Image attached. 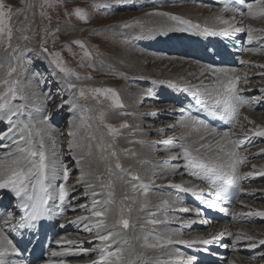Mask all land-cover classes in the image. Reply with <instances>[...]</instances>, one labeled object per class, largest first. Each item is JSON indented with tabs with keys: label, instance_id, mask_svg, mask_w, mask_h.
<instances>
[{
	"label": "snow or ice",
	"instance_id": "obj_1",
	"mask_svg": "<svg viewBox=\"0 0 264 264\" xmlns=\"http://www.w3.org/2000/svg\"><path fill=\"white\" fill-rule=\"evenodd\" d=\"M65 7L69 19L75 18L87 23L92 19L90 15L92 10L100 11L112 8L119 10L121 6L106 2L102 9L99 4L94 2L86 7L75 5L73 8L67 9L65 0ZM22 11L23 9L14 8L9 0H0V43L5 44V55L9 58L5 77L0 81L2 84L0 87V151L4 153L3 156H0V190H7L10 197L17 201L14 207L0 206V264H32L31 261L23 259V253L27 249L15 242L13 234H17L23 241L24 231L22 230L36 229L38 232L42 227L43 220L49 218L52 208L57 206L55 204L57 199L59 200L58 207L62 209L71 205L72 211L90 213L85 216H77L74 221L69 223L76 224L92 239L77 242L61 237L56 240V244L66 246L67 251H52L50 256L43 260V264H54L53 258L56 257L92 255L93 253H96L98 258L91 260L90 264H165L161 253L173 245L192 248L198 244L209 245L225 234L232 237L233 232L228 230L217 233L210 239L204 237L183 239L181 231H169L164 234L159 232L158 227L165 226L169 219L179 221L181 227H191L197 222L208 225L211 221L185 220L179 216H171L169 208H175L177 204L183 203L178 194L163 198L159 205H152L148 200L138 202L139 196L147 197L153 190L152 185L155 184L156 179L165 178V172L162 171L159 174L153 172V179L145 181L139 174L133 173L131 167H124L120 160L122 154L139 161L133 148H126L123 153L117 150V138L121 134L120 130L130 127L127 122L121 123L119 129L112 124H104L107 129L106 134L111 138V142L105 140L102 135L96 143V151L100 154L97 157L98 161L105 164L104 171L107 174V179H104L101 174L96 175L92 180H86L84 179L85 173H83L84 161L86 156L93 155L91 141L96 137H89L86 153L74 155L75 121L71 117L68 119L67 155L75 160L77 167L81 169V176L76 178V183H68L72 175L70 166H63L62 171L57 170L56 165L49 160L50 151L46 141L50 140L53 144L56 143L54 133L57 130L54 121L64 113L66 107L68 112L72 113L75 103L74 100L66 99L62 95L65 90L63 87L53 93L52 87L49 85L55 86L57 83L64 85L66 83L67 89L72 93H75L77 86L67 82V78L73 74L65 66V62L59 58V53L49 52L46 47L47 41L42 40L38 55L47 61L52 80L44 77L40 71L35 73L34 83L40 89L45 102L41 108L36 109L35 113L30 111L25 102L27 96L19 88L20 78L17 73L18 69L26 73L29 72L34 61L26 59L24 55L25 52L31 50L21 49L19 44L14 46L12 43L15 31L24 33L30 30L29 28L14 30L11 26L13 16L20 15ZM221 13L234 15L230 19L224 18L223 15H217L215 19L218 27L206 25L201 28L199 24H193L180 15L164 11L147 12L144 14L145 16L164 17L174 23L161 27H149L141 23L139 18L136 19L135 25L125 22L123 27L125 29L133 28L134 31L131 34H121L124 37L123 43L127 45L135 41L151 40L153 37L158 38L162 35L167 36L170 32L183 33L193 30L198 35L229 37L245 31V27L240 26L243 25V19L236 21L237 15L253 20L264 19V0H233V3L224 0ZM41 15H45V13L42 12ZM58 31L59 29H57ZM21 39L28 41L30 37L22 35ZM254 41L260 43V47H248L244 50L258 53L264 49V43L258 41L257 30L248 26L247 43L252 45ZM72 43L81 49H86L85 44L80 40H74ZM83 55L89 57L91 54L85 50ZM239 63L247 65L250 62L241 59ZM257 67L264 69V64L257 65ZM119 75L123 77L125 74L119 73ZM201 75L205 79L201 80L198 85L181 83L173 79L152 81V84L166 85L175 92L187 94L185 100L188 105V107L183 105L179 107L178 118L174 124L168 126L170 129L179 127L185 131L179 137H169L167 140L153 142V144L163 143L178 148L176 152L169 149V159L178 162L170 170L174 176L186 175L203 182L209 188V197L201 199L202 204L210 209H219L225 215H230L233 221L239 219L242 223L252 222L249 218H259L264 221V210L237 213L220 207V201L224 197H227L231 202L237 193L254 196L257 190L246 191L241 186V181L256 176L264 177V167L257 171L256 165H253L252 169L247 172L239 171L240 166L249 159V156H245L243 153L248 150L247 145L251 137H264V126L254 125L253 128H248L239 136L233 131L237 125L241 129L244 127L239 122L240 109L252 106L250 100L241 95L243 89L239 86L242 79L244 83H248L251 78L246 75L242 78L235 68L224 67H206ZM259 75L264 77V72ZM79 78V76L76 77V79ZM42 84L47 87V91L41 88ZM93 91L97 95L104 94L109 98L113 109L124 108L116 89L111 87L96 88ZM249 91L252 90L249 89ZM259 91L264 93V88H260ZM144 95L151 97L152 92L147 91ZM57 96L60 97L58 104ZM79 96H85L83 89L79 91ZM260 99H264V96L252 98L253 101ZM52 105H55L54 109H52ZM170 107L173 108V114L176 115L175 106L170 105ZM193 109L197 114H192ZM200 112L205 113V116L200 117L198 115ZM119 115L127 116L133 115V113L120 111ZM99 118L103 123L105 120L103 111L100 112ZM208 118H219L221 121H226L231 127L228 130H219L212 126ZM243 120L254 124L247 116H244ZM158 131L163 132L165 129ZM205 133L211 135L213 139L209 140ZM127 142L129 144L147 143L144 140L131 139ZM58 154L59 152H57ZM253 155L264 156V148ZM141 163L146 162L141 161ZM117 184L120 185V206L118 211L114 212ZM188 184L189 182L173 183L169 181L165 187L191 194L198 199L203 196V189L199 185L192 187ZM81 185L83 186L82 195L80 194ZM258 191L264 194V189ZM88 198H91L90 205L80 203L82 199ZM3 199L4 196L0 195V201ZM126 201H132V204H127ZM50 202L52 203L50 204ZM137 204L138 207H135ZM245 207L248 206L241 201V208ZM133 211L138 213L135 223H132L130 216ZM180 211L188 213L192 210L185 207ZM125 213L129 215L126 217ZM17 215H19V219L16 218ZM161 215H163V219L159 218ZM195 216H200L199 210H196ZM59 226L60 228L66 227L64 224ZM130 229H139V235L135 237L139 251L136 246L130 244L127 238ZM241 242H245V246L249 249L264 247V238L257 239L256 236L243 230L235 233V239L232 242L233 250H236V245ZM85 245L91 247H85ZM149 253L152 254L151 258H148ZM177 256L184 258L185 253L177 250ZM259 258L264 259V253H260ZM186 260L187 264H197L195 256L189 255ZM59 264H65V260L61 259ZM227 264H235V261L229 260Z\"/></svg>",
	"mask_w": 264,
	"mask_h": 264
},
{
	"label": "bare ground",
	"instance_id": "obj_2",
	"mask_svg": "<svg viewBox=\"0 0 264 264\" xmlns=\"http://www.w3.org/2000/svg\"><path fill=\"white\" fill-rule=\"evenodd\" d=\"M187 1L188 0H182L181 3H186ZM195 1H197L199 5L192 6V4L190 6L185 4L183 6L178 5L177 7L169 6L167 10L165 9V7H161L162 5H156V3L154 4L153 2H145L143 4V11L140 13L139 16L140 22L149 27H161L173 24L174 22L169 21L164 17L144 15L147 12L164 11L175 15H180L182 18L190 20L193 24H199L201 28L206 25L209 27H218L217 21L215 19L217 15H223L226 19H230L234 15L232 13H221V7L223 5L222 0ZM241 19H243V25L240 26L245 27V31L235 33L234 35H231L229 37H223L219 35H198L194 33V30L183 33L170 32L167 36L162 35L158 38L153 37L150 41H135V43L137 44L136 46L133 44H129V47H127V45V49H125L121 54V62L119 59V63H122L123 60H126V63L124 62L125 67L121 68V71L125 75H128L127 78H129V84L131 85L128 86L125 85V83H120L121 90L125 95L124 98L126 106L124 108L128 109L120 111L130 112L133 113V115L121 116L119 115L120 111H115V116L118 119H131L138 115L142 118V121L130 120V122L128 123H130L131 129L124 130L123 134L125 135V138H122L121 141L119 140V145L121 146L120 150L123 147L133 148L135 150V153L139 157V161L127 158L125 166L131 167L133 173L139 174L145 181L153 179V172H156L157 174L161 173L162 171L165 172V178L155 180V184L152 185L153 190L148 194L147 197L143 195L139 196L138 202L148 200L152 205H159L163 198H167L169 195L178 194L183 203L189 204L187 208L191 209L192 211L184 213L180 211V209L185 208L186 206H181L180 204H177L175 208H169L168 211L171 216H179L185 220L196 219L198 221H203L198 219L197 216H195L196 210H199L200 215L205 220L211 221V223L208 225H205L201 222H197L191 227H181L179 221L169 219L166 221L165 226L158 227V230L161 234H164L169 231H181L183 233L181 238L183 239H193L196 237H204L206 239H210L212 236H215L217 233L223 232L225 230L231 231L234 234L232 237H229L227 234H225L220 237L217 241L209 245L198 244L192 248H188L184 245H173L171 248L161 253L165 264H187L186 257L189 255L196 257L197 264H227V261L229 260L235 261V264H264V259L259 258L260 253L264 251V247L249 249L245 246V242L238 243L236 245V250H233L232 247V242L235 239V233L239 230L246 231L249 234L256 236L257 239L264 238V221L260 220L259 218H249L252 221L249 223H242L239 221V219L233 221L230 215H225L223 212L219 211V209H210L205 204H202L201 199H207L209 197V188L205 184H203V182L195 180L194 178L188 177L186 175L174 176L170 170V168L178 162L169 159V149H171L172 152H176L178 151V148H176L174 145H165L163 143L153 144V142L167 140L169 137H179L180 134L185 130L177 127L178 129L175 131L176 133L168 131L169 133H159L158 136L155 135V137L149 139L148 137H146L147 134L157 132L160 129L155 130L153 128H150L153 123H147L146 121H144L145 117H148L153 121L156 115L154 112H156L158 117L164 119V121L162 122L163 126L162 128H160L172 130L168 126L174 124L176 119L178 118L179 107L181 105L188 107L187 102L185 100V96L187 94L175 92L169 89L166 85L152 84L153 80L173 79L181 83L198 85L201 80L205 79V77L202 76L201 73L206 67H224L235 68L237 70V73L242 78L245 75L251 78L248 83H244L242 79L239 85L240 88L243 89L241 95L249 99L252 103L251 107H244L240 109L239 122L243 125L244 123L247 125L248 122L243 120V117L247 116L250 120L255 122L256 125L264 126V102H262L264 101V99H260L258 101L252 100L253 97L264 96V93H261L259 91L260 88H264V77L259 75V73L264 72V69L257 67V65L264 64V49H262L258 53H250L244 50L248 47H260V43L256 41H254L252 45H249L247 43L248 26H251L253 29L257 30L258 41L264 43V31H262L264 30V26L262 25V23L264 24V19L253 20L247 17H240L238 15L236 16V21H240ZM134 46L136 47L137 53L147 55L152 58L151 62H153L154 64L150 69L149 73L145 71L146 73L144 74L142 66L143 64L148 62V59L146 60L145 58L136 57L133 51L135 48ZM171 48H175V51L177 53H181L182 55L188 58L184 59L182 62H180L178 59L168 60L165 58L161 59L164 61H161L158 64L156 62H158L160 59L153 57L154 54L150 52L148 53L147 51L148 49H152L154 51H162L166 53L167 51H170ZM206 48L208 49L207 54H205V57L202 58L203 60L201 62H198L197 60L199 56L204 55L203 51ZM241 59L247 60L250 63L247 65H241L239 63ZM226 60L235 61V65L233 67L226 65ZM162 62L166 63V66L168 68L170 66L171 70L169 69V71L167 72L166 69H164L165 72L161 70L164 68H162L163 65L160 64ZM179 63L180 65H177ZM174 66H176V68L173 69ZM153 72L155 73L153 74ZM195 76L198 78H196ZM181 78H183V80H181ZM136 79L138 81H141L142 84H144L145 86L143 87L142 85H140L141 87H136V85H138L136 84ZM92 83L103 87L110 85V83L112 82H110L109 77H101L94 79ZM145 87H147L148 89L150 87V89L152 90L151 97L144 95L145 92L149 91L146 90ZM249 89H251L252 91H249ZM144 99H150L156 103H162L165 101L166 105L164 106L162 104L163 106L160 105V107H158L157 104H153V109L155 110L150 111L149 108L151 107V104L149 103V108L146 107L145 109L140 110L139 108H141V105L145 103ZM170 105L175 106L176 115L173 114V108H171ZM192 112L197 114L195 109H193ZM199 114L205 115V113L203 112H200ZM59 120L60 119L56 120L57 126L58 124L60 125L62 123ZM253 127L254 126L249 124L248 128ZM247 129L246 126L245 128L243 127V129H241L239 125H237V127L233 129V131H235L236 134L239 136L242 134V132ZM54 135L56 136L54 150H51L50 148V144L52 141H46L50 151L49 160L56 165L57 170L59 168L61 169V164H64L65 166L75 164V167H73L72 169V174H74L75 178L74 180H71L74 177L72 176L68 181L69 184H75L76 178L81 176V169L77 167L75 160L71 159L67 155L69 138L64 141V145L66 146L62 148V146L60 147V144L58 143L60 134L58 135L55 132ZM205 135L208 136L209 140L213 139L211 135L207 133H205ZM134 136L136 138H140V140H145L147 143L129 144L127 142V140H129L128 137ZM88 143L89 140H84L83 142H81L79 141V139H77L76 141H74V155L86 153ZM91 143L93 147V155L91 157L86 156L83 166V173H85L84 179L86 180H92L95 178L96 175H101L100 171H98L96 167V163L100 162L97 159L100 154L96 151V142L92 140ZM61 145H63V143ZM251 146L253 147L252 149H248L246 152L243 153L245 156H249V159L246 163L240 166L239 171L241 173L251 170L253 165L257 166V171H259L260 168L264 167V156L257 157L253 155L259 152L260 149L264 148V137L252 136L247 147L249 148ZM58 149H60V151H58ZM57 152H59L58 155ZM3 155V151H0V156ZM141 161L146 163H141ZM60 169L58 171H60ZM175 177L177 179H175ZM169 181H172L173 183L189 182L188 186L192 187H196L199 185L200 188L203 189V196L198 199L197 197H194L191 194L178 192V190H175L173 188L165 187V185H167ZM261 183H264V177L261 176L242 180L241 186L248 192L257 190L256 194L254 196H250L240 193L239 200L231 208H229L226 202L221 199L220 207L228 208L231 212L237 213L241 211L247 212L249 210H264V194H261V192L258 191L264 189V185H255ZM80 188V194L82 195L83 186L81 185ZM197 190L199 191V188ZM38 191L39 190L37 189V193ZM119 193L120 186L117 188V195ZM0 194L4 196L3 201H0V206L14 207L16 205L17 201L10 197V194L7 192V190H0ZM83 201H85V199H82L80 203H84ZM87 201L91 202V198H88ZM241 201H243V204L247 205L248 207L241 208ZM51 203L52 202H50V204ZM125 203L132 204V201H126ZM55 204L57 206L52 208L51 216L43 220L42 227L39 229L38 232L36 229H32L31 231L22 230L24 231L23 241L20 240V237L17 234H13L15 242L19 243L21 247H26L27 249L23 253V259L25 261H31L32 264H43V260L47 259L52 251H67L66 246H58L56 244V240L60 239L61 237H64L66 240H74L77 242L92 239V237L87 236L83 237L78 235H69L70 232L71 234L72 232H75L76 234L87 235V233L84 232L81 228H79L76 224L69 223L70 221H74L77 216H85L87 214L82 213V211H72L71 205H67L63 209L58 207V199L55 201ZM135 207H138V204L135 205ZM113 211L116 212L118 210L116 208H113ZM160 211L162 212V210ZM126 215L129 214L127 213ZM137 215L138 213L136 211H133L130 214L132 223L136 222ZM16 218L19 219V215H17ZM57 218H60V220H58ZM159 218L163 219L164 217L163 215H161ZM61 224L66 225V227L60 228L59 225ZM254 228L258 229H255V231ZM203 230L206 231L203 232ZM253 231L255 232L253 233ZM137 235H139V229H130L127 233V238L129 239L130 244L136 246L137 250L139 251L138 242L135 239ZM28 241H31V243H28ZM88 246L90 245H85V247ZM47 248H49L48 251H46ZM204 249L207 250L205 251ZM177 250L185 253L184 258H179L177 256ZM151 255L152 254L149 253L148 258H151ZM97 258L92 255H69L67 257H56L53 258V260L54 264H59V261L61 259L65 260V264H90L91 260Z\"/></svg>",
	"mask_w": 264,
	"mask_h": 264
},
{
	"label": "rangeland",
	"instance_id": "obj_3",
	"mask_svg": "<svg viewBox=\"0 0 264 264\" xmlns=\"http://www.w3.org/2000/svg\"><path fill=\"white\" fill-rule=\"evenodd\" d=\"M181 1L182 0H66L67 9H71L75 5L86 7L87 5L93 4L94 2L96 4H99L102 9H103V5L106 2L121 6L119 10H116L115 8L103 9L100 11L92 10L90 13L92 19L89 22L85 23L78 21L75 18L69 19L65 7V0H9V2L14 6V8L23 9L20 15L13 16L11 22L12 28L14 30L21 28L30 29L29 31L24 33H21L20 31H15V37L12 41L14 46L19 44L21 49L31 50L25 52L24 55L26 59H31L32 61H34V64L29 72L26 73L23 70L18 69V73H17V75L20 78L19 88L27 96V100L25 102L28 104L30 111L35 113L36 109L41 108L45 102L44 97L40 93V89H38L34 83L33 77L35 73L37 71H40L44 77H47L50 81L52 80L51 70L49 69V65L47 61H45L42 56L38 55L39 46L42 40L47 41L46 47L48 48L49 52L59 53V58L65 62V66L73 74L67 78V82L76 84L77 87L75 93H72L71 90L67 89L66 83L64 85H60L58 83L55 84V86H52L51 84L49 85L50 87H52L53 93H56L59 88L63 87L65 90L62 93V95L66 99L74 100L75 103V107L72 113H69L66 107L64 113L56 118V120L60 119L59 121L62 122L60 125L58 124L57 126L56 120L54 121L55 129H57L56 134L58 135L60 134L58 141L60 147L62 146V148H64L66 146L64 145V141L68 139L67 128H68V119L70 117L75 121L74 131L76 135L74 137V141L79 139V141L83 142L84 140H89L90 136H94L97 138L93 140L96 143L99 141V138L102 135L104 136L105 140L111 142V138L108 137L106 134L107 129L104 127L105 123L112 124L114 127L119 129L121 123L123 122L128 123L130 122V120L142 121V118L138 114L135 115H138L139 117L135 116L134 118L131 119L116 118L115 111L118 112L120 110H128V109L125 108L113 109L111 107V100L109 98H107L104 94L97 95L93 90L96 88H101V89L109 88V87L114 88L117 90L124 107L126 106L125 98H124L125 95L121 90L120 83H125V85L128 86L131 85L129 84V80H128L129 78H127L128 75H124L123 76L124 78L119 75V73H123L121 71V68L125 67V63H126V60H123L122 63H119V59L121 62V54L125 49H127V47H129V44H127L128 45L127 46L126 44L123 43L124 37L121 36V34L122 33L131 34L134 30L133 28L125 29L123 27V24L127 22L134 25L136 23V19L139 18L140 13L143 11V4L145 2L146 3L153 2L154 4L156 3V5L158 4L162 5L161 7H165L166 10L169 8V6L177 7L178 5L183 6L185 4L190 6L192 4H193L192 6L199 5L198 2L195 0H188L186 3L183 2L181 3ZM49 5H51V7H49ZM42 12L45 13V15H41ZM25 17H27V19H25ZM262 25L264 26L263 23ZM57 29H59L58 32ZM22 35L29 36L30 40L25 41L21 39ZM74 40L82 41L85 44L86 49H81L78 46H76L74 43H72V41ZM134 43L135 42L131 44L136 46L137 44ZM85 50L90 52L91 55L89 57H84L83 53ZM133 51L136 57L145 58L146 60L148 59V62L143 64L142 66L144 71L143 73L144 74L146 72L149 73L150 69L154 64L153 62H151L152 58L150 56L137 53L136 47L134 48ZM147 51L148 53L150 52L154 54L153 57L160 59L158 62H156L158 64L159 62L164 61L161 59H165V58L168 60L178 59L180 62L188 58L182 55L181 53H177L175 51V48L174 49L171 48V50L167 51L166 53L162 51H154L152 49H148ZM207 51L208 50L205 49L203 51L204 55L199 56L198 60L197 59L196 60L198 62H201L203 60L202 58L205 57V54H207ZM8 60H9L8 56L5 55V44L0 43V65H2V67H0V81H2V79L5 77V73L8 68ZM160 64L163 65L162 68L164 67L161 70H163L164 72H165L164 69H166V72L169 71L170 66L168 68L166 66V63L164 62ZM177 65H180V63ZM176 66H174L173 69L176 68ZM154 73L155 72H153V74ZM77 76H79L80 78L76 79ZM101 77L103 78L109 77L110 82H112L113 84L110 83V85L102 87L92 83L94 79ZM136 84H138L136 85V87H141L140 85H142L143 87L145 86L144 84H142L141 81H138L137 79H136ZM0 87H2V84H0ZM41 88H43L44 91H47V87H45L43 84L41 85ZM81 89H83L85 92L84 97L79 96V91ZM145 89L152 92L150 87L149 89L145 87ZM56 102L57 104L60 102L59 96L56 97ZM144 102L145 103L141 105V108H139L140 110L145 109L146 107L149 108L150 104H151V107L149 108L150 111L155 110L153 109V106L156 104L158 107H160V105L162 104L164 106L166 105L165 101L162 103H156L150 99H144ZM54 108L55 105H52V109ZM101 111L105 113V120L103 123H101L99 118V114ZM154 113L156 115L153 121L148 117L147 118L145 117L144 121H146L147 123L152 122L153 125H151L150 128L158 130L162 128L163 126L162 122L164 121V119L158 117L156 112ZM128 124L130 125V123ZM254 124L256 125L255 122ZM254 124L251 125L254 126ZM243 126L244 128L246 126L247 129L249 127V123H247V125L244 123ZM129 129H131V126L128 129L120 130L121 134L117 138L118 139L117 150L120 151L121 153H123V150L126 149V147H123L120 150L121 146L119 145V140L121 141L122 138H125L123 132L124 130H129ZM177 129L178 128H175L174 130L165 129L164 132L157 131L158 133L152 132L147 134L146 137L150 139L155 137V135L158 136L159 133L161 134L169 133L168 131L176 133L175 131ZM128 138L132 140H140V138H136L135 136ZM62 143L63 145H61ZM50 148L51 150L55 149V145L52 142L50 144ZM252 148L253 147L251 146L248 149H252ZM58 151H60V149H58ZM127 158L128 157H125L123 154L120 156V160L124 164L125 168L129 167V166H125ZM112 163L114 164V161H112ZM63 166L65 165L64 164L60 165L61 167V169L59 168L60 171H62ZM73 167H75V164L70 165L71 170L73 169ZM96 167L97 170L100 171L101 174H103L104 179H107V174L104 171L105 164L103 162H99L96 163ZM72 176H74V174H72L70 178ZM74 178L75 176L71 180H74ZM175 179L177 178L175 177ZM255 185H264V183L255 184ZM119 186H120L119 184L116 185V191ZM119 200L120 198L118 194L116 197V204L113 206V208H116L117 210L120 206ZM83 202L85 204L90 205V202L87 201V199H85V201ZM180 205L186 207L189 206L188 203H180ZM82 213L87 215L90 214L84 211H82ZM126 214L127 213H125V215ZM127 216L128 215H126V217ZM57 219L60 220V218ZM198 219L205 220L201 215L198 217ZM255 229L257 230L258 228H254V230ZM205 231L206 230H203V232ZM255 231H253V233ZM69 235L90 237L88 235L76 234L75 232H72V234L70 232ZM262 253H264V251ZM92 256L96 258L98 257L96 253H93Z\"/></svg>",
	"mask_w": 264,
	"mask_h": 264
}]
</instances>
